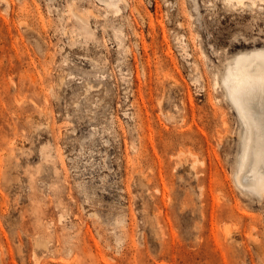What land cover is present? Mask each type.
I'll list each match as a JSON object with an SVG mask.
<instances>
[{"label": "rangeland", "instance_id": "1", "mask_svg": "<svg viewBox=\"0 0 264 264\" xmlns=\"http://www.w3.org/2000/svg\"><path fill=\"white\" fill-rule=\"evenodd\" d=\"M123 1L0 0V264H264L215 77L264 0Z\"/></svg>", "mask_w": 264, "mask_h": 264}, {"label": "bare ground", "instance_id": "2", "mask_svg": "<svg viewBox=\"0 0 264 264\" xmlns=\"http://www.w3.org/2000/svg\"><path fill=\"white\" fill-rule=\"evenodd\" d=\"M96 1L112 9L114 14L120 11L121 0ZM224 1L230 7L244 5V0H234V5L229 0ZM255 2L251 1L250 6ZM215 77L216 85L221 84L222 99L233 110L238 122L239 154L234 160V184L246 197L255 196L260 200L264 197V53L240 55L229 61L224 72ZM174 82L173 85L178 84ZM162 103L160 99L158 105ZM188 107L193 114L190 98ZM222 124L226 125V121Z\"/></svg>", "mask_w": 264, "mask_h": 264}]
</instances>
